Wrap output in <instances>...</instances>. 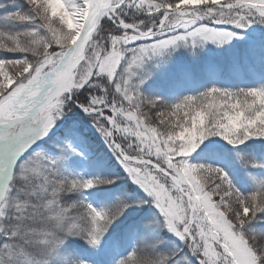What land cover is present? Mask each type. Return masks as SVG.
Wrapping results in <instances>:
<instances>
[{"label": "snow or ice", "instance_id": "snow-or-ice-1", "mask_svg": "<svg viewBox=\"0 0 264 264\" xmlns=\"http://www.w3.org/2000/svg\"><path fill=\"white\" fill-rule=\"evenodd\" d=\"M0 264H264V0H0Z\"/></svg>", "mask_w": 264, "mask_h": 264}]
</instances>
